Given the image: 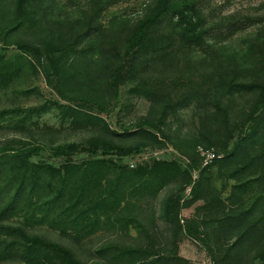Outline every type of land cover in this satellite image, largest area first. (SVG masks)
Here are the masks:
<instances>
[{"label": "rangeland", "instance_id": "rangeland-1", "mask_svg": "<svg viewBox=\"0 0 264 264\" xmlns=\"http://www.w3.org/2000/svg\"><path fill=\"white\" fill-rule=\"evenodd\" d=\"M153 1L40 0L39 7L34 6L33 20L12 27L14 0H0V147L9 143L18 147L16 141L30 144L26 147L86 143L82 151L70 157L73 162L111 160L130 171L164 162L180 171L170 180L161 179L147 189L131 191L132 182L126 183L115 202L119 220L103 216L100 226L90 234L71 237L69 232L61 234L47 224L32 226L30 233L69 248L81 264H141L136 254L132 259L118 258L120 248L147 250V261H157L155 264H260L254 255L264 244V181L259 180L264 161L255 155L262 148L264 135L247 142L240 154H231L237 146L241 147L252 126L247 122L244 128L240 127L258 95L227 92L214 87V83L216 89L201 87V83L211 80L205 75L214 67L198 49L165 54L149 63L143 61L134 79L119 87L115 100L107 98L103 79L96 77L114 63L108 47L112 44L120 47L121 36ZM207 1L210 3L203 13H211V8L216 7L220 10L216 11V17L233 12L264 14V0ZM94 9L99 11L93 22L102 28L90 31L89 38L62 60L65 63L61 69L70 77L64 87L56 84L44 58L40 66L33 57L16 50L18 42L42 47L64 25L78 29L75 24ZM122 27L126 28L119 34ZM260 31L264 33V27L254 24L218 43L210 41V45L215 44L213 49L226 57L245 51ZM246 77L243 80L253 81L250 74ZM263 80V75L254 79ZM136 84L147 96L133 92ZM53 86H58V91L69 100L60 97ZM191 90L197 97L169 114L161 125L165 139L143 126L142 130L164 141L165 146L159 148L150 143L149 137L142 134L145 132L138 131L142 119L158 115L162 95ZM92 100H97L100 107ZM100 141L133 151L124 157L99 147L92 151V144ZM137 145L140 147L134 149ZM223 150L227 154H221ZM211 154V162L204 166V157ZM36 159L55 165L64 161L50 157L48 152ZM192 161L195 164L190 168ZM184 173L190 175L189 185H184ZM197 185L196 194L200 196L194 199L192 189ZM180 187L182 192L178 191ZM171 195L180 197L178 219L181 225L192 222L190 233L161 218L162 202ZM205 197L213 198L218 204L206 203ZM231 213L240 217L225 216ZM105 247L106 251L100 252ZM0 264L20 263L2 261Z\"/></svg>", "mask_w": 264, "mask_h": 264}, {"label": "trees", "instance_id": "trees-1", "mask_svg": "<svg viewBox=\"0 0 264 264\" xmlns=\"http://www.w3.org/2000/svg\"><path fill=\"white\" fill-rule=\"evenodd\" d=\"M39 1L14 0L12 27L33 20V9L34 6L39 7ZM209 3L207 0H154L135 24L129 27L127 33L121 36L120 47L114 44L108 47L114 63L102 69L103 75L95 76L103 79V90L107 98L115 100L119 87L134 79L143 61L149 63L165 54L185 53L194 49L202 50L214 68L205 75L207 79L211 77L212 81L201 83V87L209 90L212 86L213 89L219 87L227 92H254L258 95L245 117V123L240 125L241 129L247 122L252 126L244 136L241 147L237 146L231 153L237 155L247 142L259 135H264V80L263 82L254 81L260 75L264 76V33L260 31V34H256L245 51L235 52L226 57L220 55V50H214L215 44L210 45V41L218 43L254 24L264 27V14L263 12L259 14L233 12L226 16L216 17V11L220 12V10L213 7L212 12L207 13L208 16L203 13V9L207 8ZM98 11L99 9H94L85 14L84 20L75 24L78 29L64 25L48 41L44 42L42 47L27 42H18L15 48L33 57L40 66L44 58L56 84L64 87V82H69L67 78L70 77L66 76L63 73L65 71L61 69L65 63V61L62 63V60H66L65 57L69 52L74 51L76 46L83 44L89 38L90 31L102 28L93 22L97 18ZM125 28H120L118 33L122 34ZM249 48L252 51H249ZM1 58L0 54V64ZM45 74L50 78L47 71ZM248 74L252 76L253 81L243 80ZM246 79L249 80L248 77ZM57 87L53 86L57 94L69 100L58 91ZM140 88L136 84L133 92L147 96V92ZM195 97L197 94L192 90L178 92L171 96L162 95L158 115L152 119H142L137 126L138 131L145 132L142 134L149 137L150 143L156 144L159 148L164 147V141L158 140L151 133H146L142 130L143 126L151 128L165 139L160 129L167 116L189 104ZM91 102L100 107L97 100ZM112 134L115 133L112 132ZM90 141L87 142L90 143ZM15 143L18 147L11 143L0 147V262L81 264L69 248L30 233L32 226L47 224L61 234L69 232L71 237L90 234L100 226L103 216L109 220H119L115 202L117 204L119 194L126 183L132 182L129 185L131 191L147 189L148 186L156 185L161 179L170 180L180 172L176 166L164 162H154L147 169L137 167L132 171L116 165L111 160L92 159L80 163L73 162L70 157L82 151L86 143L55 146L31 145L29 147L26 146L30 144L22 141ZM212 144L211 142L209 145ZM92 145V151L99 147L117 157L127 156L133 151L131 148H123L112 142L100 141L99 144ZM139 147L140 145H137L134 149ZM43 152H48L50 157L61 158L64 161L55 165L36 159ZM220 153L227 154L224 150ZM226 156L228 158L231 155ZM255 157L264 161V141L260 152ZM194 164L192 161L190 168H193ZM182 177L185 181L184 185H189V173H184ZM259 180L264 181V171ZM197 187L199 185L192 189V194H195L194 199L200 196L196 194ZM178 191L182 192L183 187H180ZM179 198L178 195L168 196L162 202L160 216L184 233H190L192 222H185L181 225L178 219ZM205 200L210 205L218 204L211 197H205ZM234 215L235 213H231L225 216L232 218ZM235 216L240 217V215ZM196 231L192 235L195 236ZM106 249L107 247L100 252ZM134 254L140 257L141 264L157 262L147 261L146 258L149 255L147 250L130 251L120 248L117 252L118 258L132 259ZM254 258H258L260 264H264V244L257 249ZM174 260L177 261L175 258Z\"/></svg>", "mask_w": 264, "mask_h": 264}, {"label": "built area", "instance_id": "built-area-1", "mask_svg": "<svg viewBox=\"0 0 264 264\" xmlns=\"http://www.w3.org/2000/svg\"><path fill=\"white\" fill-rule=\"evenodd\" d=\"M213 158V154H211V155H206L205 157H204V160H203V165L205 166V165H207L209 162H211V159Z\"/></svg>", "mask_w": 264, "mask_h": 264}]
</instances>
